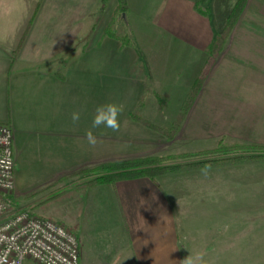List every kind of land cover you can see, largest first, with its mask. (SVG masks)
Listing matches in <instances>:
<instances>
[{"label":"crops","instance_id":"0c3cea01","mask_svg":"<svg viewBox=\"0 0 264 264\" xmlns=\"http://www.w3.org/2000/svg\"><path fill=\"white\" fill-rule=\"evenodd\" d=\"M97 1L43 0L36 15L40 0H0V124L13 131L18 197L27 193L18 176L21 164L35 171L28 184L35 186L108 162L162 153V135L131 117L142 99L141 115L151 123L156 122L148 114L149 106H156L162 115L165 110L161 112L158 100L147 98L149 81L138 47H122L119 41L104 37L105 29H98L86 40V48L84 45L72 51L81 31L77 23L88 17ZM113 1H109L106 12ZM138 1L128 0V5L132 8ZM237 1H226L222 30ZM183 3L171 0L168 5L180 9ZM114 4L115 13L119 0ZM196 5L189 9L191 17L214 21L213 11L201 8L204 12L200 13ZM208 45L204 51L209 64L203 71L214 62L216 81L211 85L210 108L217 114L218 105L224 101L226 112L233 117L232 129H239L242 138L260 140H245L244 144L264 146V0L247 1L224 56H209ZM185 50L190 58L191 48L189 51L185 45ZM63 57L69 60L66 66L60 63ZM59 72L64 79L56 75ZM108 102L124 106L118 132L103 126L92 128L96 107ZM73 112L80 113L75 124ZM90 129L101 141L95 147L85 139ZM89 194L93 203L88 209L92 213L102 211L98 218L115 221L124 233L126 246H121V253L117 247L96 246L87 263L178 264L176 223L170 204L150 180L99 185ZM93 199L105 200V206L96 207ZM258 246H264L263 235L258 236ZM86 260L81 251L79 264Z\"/></svg>","mask_w":264,"mask_h":264},{"label":"rangeland","instance_id":"374dc122","mask_svg":"<svg viewBox=\"0 0 264 264\" xmlns=\"http://www.w3.org/2000/svg\"><path fill=\"white\" fill-rule=\"evenodd\" d=\"M140 1L132 8L128 5L125 23H118V31L132 32V40L139 50V60L147 71L150 87L147 98L155 102L158 100L155 94L169 97L163 115L159 114L156 106L148 108L155 125L169 130L167 134L157 132L163 137L162 153L150 158H174L164 163L173 170L157 179V187L169 201L176 223L178 264L190 254L197 253L203 255L205 264H264V246H258V236H264V163L221 164L210 168L194 164L209 160V156L182 159L185 155L216 149L222 140L221 146L245 143V140L260 141L242 138L239 129H232L233 117L226 112L224 101L218 105L217 114L210 108L211 85L216 82L213 72L215 63L203 71L209 64L204 49L222 30L227 0H219L218 3L215 0H183L185 3L180 9H175L171 4L169 6L171 0ZM233 1L228 0V3ZM99 2L85 20L77 23L81 31L72 51L81 49L95 30L106 29L113 17L116 0L110 4L108 12L100 16ZM196 4L203 10L213 11L214 21L191 17L189 9ZM185 45H188L189 51L191 48L190 58ZM225 53L224 50L220 55L224 56ZM199 71L205 75H199ZM201 77H204L205 83L188 115L181 120L178 113L195 81ZM177 119L181 120V125L175 135L170 130ZM172 134L175 135L173 139L170 137ZM125 160L131 159L113 162ZM34 174L35 171H28L23 164L20 165L18 176L25 184L22 189L26 188L24 192H27V196H17V208L49 218L74 233L84 259H89L85 264H89L87 262L91 260V253L96 246L117 247L116 251L121 253L119 249L126 245L124 233L119 231L117 223L98 218L102 211L92 213L88 209L93 203L91 198L88 199L93 187L82 192L83 188H77L79 183L71 179L47 192L32 196V193L47 184L58 181L44 182L46 184H41L43 186H28ZM67 191H70L71 196L62 198V194ZM51 197L60 200L54 202ZM94 202L96 207L105 206V200ZM24 264L34 263L26 260Z\"/></svg>","mask_w":264,"mask_h":264},{"label":"trees","instance_id":"16d2710c","mask_svg":"<svg viewBox=\"0 0 264 264\" xmlns=\"http://www.w3.org/2000/svg\"><path fill=\"white\" fill-rule=\"evenodd\" d=\"M42 1L43 0H40V4H39V7L37 8L36 15L38 14L40 10ZM109 1L110 0H100L99 9H98V11L100 12L98 13L99 16L102 15L106 11ZM127 1L128 0H119L118 7L105 29L104 37L113 38L119 41L122 47H127V46L135 47L136 45L132 40V32L120 33L118 31V23L120 22L125 23V15H127L126 11L128 9ZM247 1L248 0H238L237 1L224 29L208 45L207 53L212 58H216L220 56L221 52L225 50V47L227 45V42L231 34L233 33V30L235 29L241 15L243 14L245 10ZM197 9L200 13L204 12L199 6H197ZM86 45H85V48H86ZM76 49L77 48H75L73 52H77L78 50ZM68 61L69 60L67 58H62L60 63L63 66H66L68 64ZM56 75L59 78L64 79L63 74H61L60 72L57 73ZM203 75L205 74L203 73ZM204 83H205L204 77H201L195 81L194 85L192 86L190 90V94L187 100H185V102L183 103L181 107V110L178 113V118L180 116L182 120L188 115L189 110L192 104L194 103L196 97L200 93V90L202 89ZM149 89L150 87L148 86L147 91H149ZM155 95L159 101V109L163 111L169 101L168 100L169 97L161 96L159 94L158 95L155 94ZM143 102H144V99L141 100L138 110L135 111L133 114H131L132 119L142 124L146 128L153 130L155 132H161L164 134L169 133V130L161 129L157 127L155 124L151 123L150 121H148L146 118H144L141 115L140 108H142ZM181 120L180 119L176 120L175 126L171 127V130H170L171 133L173 134L175 133V135L177 134L178 128L181 125L179 124ZM173 134L170 136L172 139L175 136ZM222 141L219 144V147L216 149L203 151L197 155H185V156H182V159L191 158L195 156L196 157L198 156L208 157L209 156L211 157L209 160L199 161L194 164L201 166V167L210 166V168L217 167V165H221V164L225 166V165H242L245 163L246 164L264 163V146L263 145L235 143L232 145L221 146L223 144ZM173 159L174 158L170 156L161 157V158H139V159H131V160L101 164L99 166H96L90 169L77 171L67 176H63L57 182L47 184L46 186H44L42 189H40L36 193H32V196H36L44 192H47V190L53 189L57 187L58 185L64 184L66 181H69L71 179H75L74 183L76 182L79 183L77 184V188H83L82 192L86 189H89L92 187L94 188L98 185L115 186L118 182H121V181L137 180V179H148L153 184L158 186L157 179L173 170L172 167L167 166L164 163H166L169 160H173ZM64 193H65L64 195L62 194L63 196L62 198L71 196L70 191H67ZM56 196L58 197V195ZM57 197L56 198L51 197L50 199H52L51 201L56 202L60 200Z\"/></svg>","mask_w":264,"mask_h":264},{"label":"built area","instance_id":"2783aa9c","mask_svg":"<svg viewBox=\"0 0 264 264\" xmlns=\"http://www.w3.org/2000/svg\"><path fill=\"white\" fill-rule=\"evenodd\" d=\"M13 131L0 124V264H79L80 243L55 221L17 208Z\"/></svg>","mask_w":264,"mask_h":264},{"label":"clouds","instance_id":"9594fccd","mask_svg":"<svg viewBox=\"0 0 264 264\" xmlns=\"http://www.w3.org/2000/svg\"><path fill=\"white\" fill-rule=\"evenodd\" d=\"M124 111V106L122 104H117L114 102H108L105 104H100L95 109V114L92 119V128H104L111 129L113 132H118L120 130L121 124L119 117ZM80 119L79 112L72 113L73 123H77ZM85 139L89 146L95 147L101 141L98 140L97 136L94 135L92 130H88L85 134ZM180 264H205L203 260V255L197 253L196 255H189Z\"/></svg>","mask_w":264,"mask_h":264}]
</instances>
